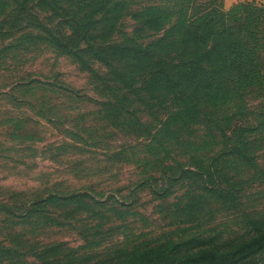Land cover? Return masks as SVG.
Segmentation results:
<instances>
[{"label": "rangeland", "instance_id": "rangeland-1", "mask_svg": "<svg viewBox=\"0 0 264 264\" xmlns=\"http://www.w3.org/2000/svg\"><path fill=\"white\" fill-rule=\"evenodd\" d=\"M5 1L0 264H170L203 251L217 255L212 264H224L218 255L227 246L258 236L264 228L261 69L257 86L230 81L206 100L148 95L146 72L132 78L131 89L109 83L100 64L83 67L35 28L36 17L49 14L27 6L19 19L22 3ZM191 3L143 0L132 11L160 7L170 15L155 38ZM217 3L226 10L246 3L264 9V0ZM135 27L125 17L108 37L111 44L132 37Z\"/></svg>", "mask_w": 264, "mask_h": 264}, {"label": "trees", "instance_id": "trees-1", "mask_svg": "<svg viewBox=\"0 0 264 264\" xmlns=\"http://www.w3.org/2000/svg\"><path fill=\"white\" fill-rule=\"evenodd\" d=\"M11 1L22 3L19 19L29 13L25 11L27 6L49 14L44 19L37 16L34 22L36 29L50 36L54 47L83 67L100 64L109 72L105 76L109 83L126 89H131L133 77L146 72L143 93L164 94L184 103V99L192 97L212 98L230 81L257 86L260 69L264 72V9L253 3L236 4L226 10L218 0H192L178 12L172 29L152 38L162 31L170 15L160 7L132 11L143 0ZM125 17L136 23L132 37L125 36L123 42L111 44L108 37ZM146 31L150 33L145 36ZM147 38L150 41L143 43ZM83 198L84 195L76 197V201ZM261 227L258 236L246 245L227 246V253L218 255L222 263L264 264ZM214 258V252L203 251L174 259L170 264H212Z\"/></svg>", "mask_w": 264, "mask_h": 264}]
</instances>
